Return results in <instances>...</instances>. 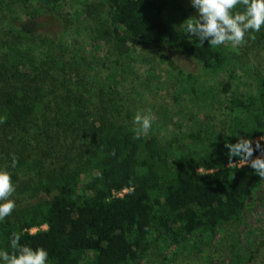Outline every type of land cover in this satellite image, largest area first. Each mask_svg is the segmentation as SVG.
<instances>
[{"label": "trees", "instance_id": "1", "mask_svg": "<svg viewBox=\"0 0 264 264\" xmlns=\"http://www.w3.org/2000/svg\"><path fill=\"white\" fill-rule=\"evenodd\" d=\"M37 1L52 7L68 0ZM109 2L110 34L119 48L150 47L172 37L174 20L169 10L175 0ZM38 18L36 13L17 17V26L11 27L0 23V37H5L0 38V117L6 118L0 124V169L11 172L14 185L21 173L36 172L34 190L19 198L16 188L11 197L17 207L0 221V250L12 252L15 232L21 235V244L46 249L48 264H143L148 252L161 244L185 245L215 234L224 225L239 223L223 264H249L255 231L248 213L263 192L264 179L250 164L239 165L245 162L239 157H232L235 165H230L225 143L264 135V77L255 93L230 97L225 106L226 130L216 132L207 125L193 136L195 149L174 153L162 148L156 137L135 139L132 128L103 119L94 142L73 167L61 153L53 156L45 149L40 150L44 160L31 162L24 156L28 149L17 148V142L23 144L39 122L45 128L52 123L61 126L59 119L65 114L71 127L86 130L82 101L61 98L47 83L57 81L55 69L63 63L53 59L55 69L49 70H44L45 63L35 65L36 47L29 42L35 43L41 28ZM260 39L264 41V30ZM175 45L213 75L229 60L221 46L212 47L207 41L201 45L197 38ZM230 90L226 83L223 91L229 94ZM193 91L199 92L195 87ZM210 95L203 93L204 98ZM46 139L47 147L54 143ZM49 160L54 168L47 170ZM125 190L123 197H114L113 192Z\"/></svg>", "mask_w": 264, "mask_h": 264}, {"label": "rangeland", "instance_id": "2", "mask_svg": "<svg viewBox=\"0 0 264 264\" xmlns=\"http://www.w3.org/2000/svg\"><path fill=\"white\" fill-rule=\"evenodd\" d=\"M173 6L169 10L174 20L172 37L150 47L128 44L119 48L110 34L109 0H68L52 7H44L37 0H0V23L5 27L17 26V17L36 13L41 28L35 43L29 42L36 47L35 65L45 63L44 70L55 69L51 60H60L63 67L55 69L57 81L48 79L47 83L61 98H71L74 103L82 101L85 111L84 132L78 131V126L71 127L65 114L57 122L61 126L53 127L52 123L45 128L39 122L40 127H34L22 139L23 144L17 142V148L23 145L28 149L25 158L31 162L44 160L40 150L45 149L53 156L61 153L73 167L74 160L94 142V133L103 119L134 129L137 111L151 110L154 116L150 131L142 136L156 137L162 148L174 153L195 149L193 136L202 133L207 125L216 132L226 130L225 106L230 97L255 93L259 79L264 77V41L260 39L264 27L258 33L250 32L243 46L221 45L229 60L213 75L199 61L177 49L175 43L197 38L186 34L183 23L196 12L189 0H175ZM165 17L170 21L168 13ZM226 83L231 85L229 94L223 91ZM194 87L199 92H194ZM203 93L212 97L204 98ZM46 138L54 142L49 147ZM51 163L52 160L45 161L47 170L54 168ZM35 174H20L15 183L19 198L34 190ZM248 220L255 231L249 264H264V189L258 201L252 203ZM240 228L239 223L227 224L215 234L185 245L161 244L148 252L143 264H223Z\"/></svg>", "mask_w": 264, "mask_h": 264}, {"label": "clouds", "instance_id": "3", "mask_svg": "<svg viewBox=\"0 0 264 264\" xmlns=\"http://www.w3.org/2000/svg\"><path fill=\"white\" fill-rule=\"evenodd\" d=\"M196 15L188 17L183 23L186 25V34L195 36L201 45L205 41L212 47H219L230 43L240 47L247 43L246 37L251 33L260 32L264 27V0H189ZM242 6V11L237 8ZM254 38V36L252 37ZM154 116L151 110L147 112L137 111L133 124L136 127L135 139L146 135L153 124ZM6 122L5 117H0V124ZM262 139L255 141L253 147L252 139L240 137L236 143H225L229 150V163L232 157H239L250 163V167L257 175L264 179V148H261ZM260 150L261 155L256 158L253 153ZM13 157L12 167L16 165ZM16 191L11 172L0 169V221L5 220L15 211L17 204L11 197ZM21 235L13 233L11 238V249L9 253L0 250V261L3 264H48L49 254L43 247L33 249L21 244Z\"/></svg>", "mask_w": 264, "mask_h": 264}, {"label": "built area", "instance_id": "4", "mask_svg": "<svg viewBox=\"0 0 264 264\" xmlns=\"http://www.w3.org/2000/svg\"><path fill=\"white\" fill-rule=\"evenodd\" d=\"M259 138H261L262 139V141H261V143H264V135H262V136H259V137H256L254 140H253V145L255 144V141L257 140V139H259ZM261 154H259V155H256V154H254L253 153V159L254 158H256L257 156H260ZM244 164H250L249 162H247V161H245V162H242L241 164H239V165H244ZM230 165H235V163H231ZM128 191L127 190H125V191H122V192H113V195H114V197H123V195L124 194H126ZM39 229H33V230H31V232H33V231H38Z\"/></svg>", "mask_w": 264, "mask_h": 264}]
</instances>
